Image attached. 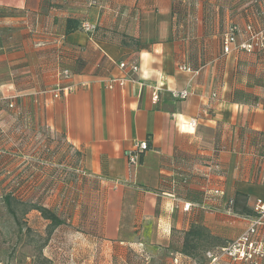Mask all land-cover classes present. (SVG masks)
<instances>
[{
    "label": "crops",
    "instance_id": "0c3cea01",
    "mask_svg": "<svg viewBox=\"0 0 264 264\" xmlns=\"http://www.w3.org/2000/svg\"><path fill=\"white\" fill-rule=\"evenodd\" d=\"M88 1L0 0V94L14 98L10 108L0 102V126L14 130L35 117L63 133L68 153L74 150L69 153L73 161L85 176L102 184L95 214L105 242H183L193 223L208 227L216 237H232L235 218L222 204L205 210L195 206L201 203L206 182L223 188L227 197L243 193L250 208L256 198L264 201V84L257 72L239 69L244 61L240 53L223 58L215 49L209 54L207 45L219 43L212 28L198 27L206 34L205 50L199 49L196 35L181 41L171 24V0H101L135 4L128 16L137 14L140 21L166 5L162 25L152 32L122 27L121 19L112 22L142 47L122 45L108 32L65 34L67 17L78 18L88 10L83 9L89 8ZM89 14L90 20L103 23L105 11L90 9ZM27 22L36 34L30 36ZM132 55L139 67L136 82L105 87L101 77L118 74L116 62ZM182 64L192 71L180 69ZM58 66L72 71L73 88L58 98L39 94L54 85ZM187 86L191 93L186 99L169 94L172 88ZM190 118H196L195 127L188 124ZM6 130L0 127V141L21 137ZM32 133L27 136L35 137ZM144 139L148 147L129 163L125 151ZM208 159L221 171L206 180ZM185 203L193 205L184 210ZM261 234L264 237V228Z\"/></svg>",
    "mask_w": 264,
    "mask_h": 264
},
{
    "label": "rangeland",
    "instance_id": "374dc122",
    "mask_svg": "<svg viewBox=\"0 0 264 264\" xmlns=\"http://www.w3.org/2000/svg\"><path fill=\"white\" fill-rule=\"evenodd\" d=\"M129 1L126 4L114 5L112 3L103 4L101 0H91V4H88L89 8H83L88 10L80 12L78 18L86 19L92 28L89 31L84 28L82 30L91 36L100 34V32L105 34L108 32L111 36L114 35L122 45L136 48L137 38L127 33L124 34V31H117L112 23L115 22L114 19H121L122 27L128 24L134 30L143 28L142 31L152 32L156 25H162L160 17L167 9L163 4L161 5L163 6L162 11L160 9L158 12L155 10L154 13H146V16H142L141 22V17L137 14L133 18L128 16L129 12L133 13L136 8L135 4ZM90 9L105 11L103 23L89 19ZM170 11L175 35L181 41L194 38L196 35L198 39H201L199 49L205 50L202 37L206 34L202 26L199 30L198 27L203 25L216 30L218 45L212 48L205 43L209 48L207 49L209 54L215 49H219L218 56H223V58L232 52L240 53L244 61L239 69L245 71L253 68L252 73L257 72L256 75L262 85L264 84V38H262L264 37V0H171ZM42 13L47 15V11H42ZM25 24L29 27L30 36L36 34L34 27L28 22ZM231 30L235 39L230 45V51L224 52L222 42ZM250 32L259 35L252 41L253 49L248 51L246 48H241V44L252 40ZM195 50L198 55L199 50ZM127 60H132L137 65L134 55ZM249 66L252 67L249 68ZM258 66H260L259 70ZM138 69L139 67L137 71ZM191 69L190 67V70H187L192 71ZM63 70L70 72L69 67L58 66L55 70V81H61L64 87H68L62 90L60 96L73 88V83L70 81L72 73L66 80L62 78ZM135 74L133 73V77ZM111 75L122 76V72L119 69L118 74H109L106 77ZM133 80L132 82H136L134 78ZM127 83L128 81L125 84ZM187 87L190 90V87ZM45 89L49 87L41 90ZM47 93L49 92L41 94ZM6 98H10L7 92L0 94V102ZM34 118L29 121L25 119L24 123L19 125L20 129H14L16 132L21 131L20 138L12 139L11 135L10 140L0 141V264H251L247 260L234 259L223 253L221 247L232 243L249 227L251 220L258 216L253 208L255 201L251 206L252 213L249 215H241L228 210L229 202L225 203L223 198L206 199V202L213 208L208 206L201 208L196 204L195 207L203 210L218 209L219 204H222L225 210L234 215L236 232L230 238H206L205 241H199L197 248L192 250L193 255H188V258L176 252L182 250V241L120 246L105 242L103 236L98 234L95 214L99 201L97 193L100 194L102 184H99L96 179L85 176L84 170L79 169V164L73 161V156L64 151V147L58 145L60 146L59 151L54 156L45 155L42 146L49 145L50 141L43 135L29 139L28 133L34 129L42 134L46 129L50 133L59 131L45 120L36 122ZM0 127H6V132L9 133L14 131L10 125L4 124ZM35 147L38 148L39 156L50 157V162L45 164V160H41L38 166H34L36 154H33V150L36 149ZM205 166L207 168L206 180L211 173L218 174L221 171V167L214 159L205 160ZM204 187L219 188L220 186L213 187L206 182ZM220 189L224 191L223 188L220 187ZM8 194L11 195L8 199L10 202L5 199ZM225 198L229 197L225 195ZM33 204H43L49 207L60 215L64 222L57 227H52L49 220L42 217L32 207ZM192 205L190 204L186 209L183 206V209L189 210ZM206 228L210 232L209 228ZM263 228L264 223L259 225L256 232L257 237L261 239H264L261 234ZM257 264H264V260H259Z\"/></svg>",
    "mask_w": 264,
    "mask_h": 264
},
{
    "label": "built area",
    "instance_id": "2783aa9c",
    "mask_svg": "<svg viewBox=\"0 0 264 264\" xmlns=\"http://www.w3.org/2000/svg\"><path fill=\"white\" fill-rule=\"evenodd\" d=\"M82 27L86 29V31L91 30V25L83 21ZM252 34V40L244 42V44H241V48H246L248 51L253 49V39L257 38L259 34ZM264 38V37H262ZM261 38V39H262ZM235 35L231 31H229L228 34L223 39L222 42V48L224 52L230 51V45L232 41H234ZM116 66L120 69V72H122V76H115L111 75L109 77L101 78V81H104L105 87L109 89H113L115 86H123L126 81H134L133 80V73H136L137 71V65L132 60H119L116 62ZM181 69H189L188 65H180ZM70 72L68 70L62 71V78L69 79ZM54 85L50 87L49 89L41 90V93L49 92L51 97L58 98L62 92L63 89H67L68 87H64L62 85L63 82L61 81H54ZM48 93V94H49ZM171 96L177 99H184L190 94L189 88H182V89H174L169 91ZM154 99H157V94L153 96ZM11 105V104H10ZM188 124L191 127H195L197 125L196 118H190L188 120ZM148 147L147 140L136 142L133 149H129L125 151V154L128 156L129 163H135L141 152H143ZM218 198L225 201V203L228 201L231 202L230 198H225L224 191L219 188H207L204 187L203 191V201L201 203H197V205L201 208H204L205 206L211 207V204H208L206 202V199L208 198ZM191 203H185L183 206L184 208H188ZM253 208L258 213V216L253 218L251 222L249 223V227L241 233L239 236L235 238L232 243H230L228 246L221 247V250L223 253H226L233 257L234 259H244L248 262H251V264H257L259 260H264V239H261L260 237H257L256 232L259 227V225L264 223V201H262L260 198H257L255 200V203L253 205ZM209 255L210 252H207Z\"/></svg>",
    "mask_w": 264,
    "mask_h": 264
},
{
    "label": "trees",
    "instance_id": "16d2710c",
    "mask_svg": "<svg viewBox=\"0 0 264 264\" xmlns=\"http://www.w3.org/2000/svg\"><path fill=\"white\" fill-rule=\"evenodd\" d=\"M88 4H91V0L88 1ZM83 21H87L86 19L82 18H75V17H67V19L65 20V34L75 31V30H80L82 31V22ZM91 36V35H89ZM136 43V48L138 47H142L144 46V44H139L138 41L135 42ZM188 67L190 68V66L188 65ZM192 70V69H191ZM72 73V71L70 70V74ZM8 100V101H7ZM13 100L14 98H9V99H4L5 104L7 107H11L13 106ZM11 104V105H10ZM20 124L15 125V128L20 129L19 127ZM36 129L33 130L32 135L37 137V136H45L47 138L48 141H50V144L48 145H43L42 147L44 148L45 151V155H51L54 156L56 154L57 151H59L60 146L65 147L64 151H66L68 153V149L70 148L69 145L66 143L65 138L63 137V134L61 133H50V131L48 129L43 131V134L35 131ZM32 131V130H31ZM21 134V131H19ZM36 132V133H35ZM31 139V138H29ZM60 145V146H58ZM36 148V147H35ZM72 154L74 153V150H70L69 153ZM68 153V155H69ZM33 154H36V159L34 162V166H38V164L41 162V160H45V164L50 162V157H42L39 156L40 154L38 153V149L36 148L35 150H33ZM45 158V159H44ZM80 166V165H78ZM23 167V166H22ZM22 167H17V168H22ZM81 169V167L79 168ZM22 170V169H20ZM203 191H204V186L201 189V202L203 201ZM235 197H229L231 199V202L228 204V210L241 214V215H249L252 213V209L250 207L247 206L246 201H247V196L244 195L243 193L240 192H236L235 193ZM11 195L8 194L5 196V199L7 201H9L8 199H10ZM10 202V201H9ZM33 208H35L39 214L44 217L45 219L49 220V224L52 227H57L59 224H62L64 222V219L56 214L52 209H50L49 207L45 206V205H38V204H33L32 205ZM206 238H211V239H217L216 236L212 235L206 228V226H202V225H198V224H191L190 228L188 230H186L184 232V236H183V247L182 250H180L181 253L185 254V255H193L192 250H194L195 248H197L198 246V242L201 240H204Z\"/></svg>",
    "mask_w": 264,
    "mask_h": 264
}]
</instances>
